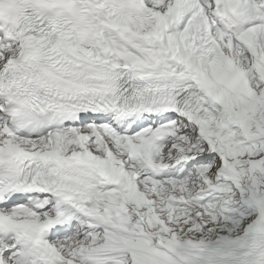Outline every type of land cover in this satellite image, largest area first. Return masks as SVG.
<instances>
[{
    "label": "snow or ice",
    "instance_id": "1",
    "mask_svg": "<svg viewBox=\"0 0 264 264\" xmlns=\"http://www.w3.org/2000/svg\"><path fill=\"white\" fill-rule=\"evenodd\" d=\"M0 264H264V0H0Z\"/></svg>",
    "mask_w": 264,
    "mask_h": 264
}]
</instances>
